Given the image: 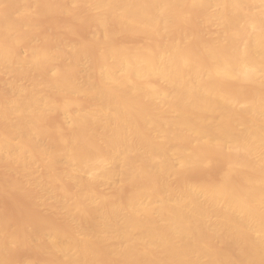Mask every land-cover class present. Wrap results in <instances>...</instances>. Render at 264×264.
I'll use <instances>...</instances> for the list:
<instances>
[{"label":"bare ground","instance_id":"1","mask_svg":"<svg viewBox=\"0 0 264 264\" xmlns=\"http://www.w3.org/2000/svg\"><path fill=\"white\" fill-rule=\"evenodd\" d=\"M59 14L94 33L34 44ZM193 19L216 34L168 39ZM8 73L32 85L0 87V167L23 177L1 175L0 192L61 222L1 213L0 264H264V0H0ZM214 163L218 178L189 179ZM15 247L53 259L14 263Z\"/></svg>","mask_w":264,"mask_h":264},{"label":"rangeland","instance_id":"2","mask_svg":"<svg viewBox=\"0 0 264 264\" xmlns=\"http://www.w3.org/2000/svg\"><path fill=\"white\" fill-rule=\"evenodd\" d=\"M62 18H60L61 17V14H59V15H57V18H56V15H54L53 17H55L54 19H53V17H51V19L49 20V22H45L44 21V25L42 24L41 26H40V28L35 32V35H33L32 36V42L34 43V44H41V43H43V38L46 36L47 37V40H48V38H49V40L50 41H45V43L47 42V46H48V48H50V47H52L53 45H51L52 44V42L51 41H54V42H56L58 39H59V41H61L62 39L63 40H67L68 41V43H79V42H83V40H82V38L84 37L86 40L88 39V38H86V36L87 37H89V35H91L92 33H94V30L86 23V24H84L85 22H83L82 21V24H79V23H81V22H79V20H78V23L77 22H75V21H67L66 19H68L69 18V16L68 17H66L65 15H63L62 14ZM199 17V16H198ZM65 18V19H64ZM71 18V17H70ZM56 19V20H55ZM196 19H198L199 20V18H196ZM200 19H201V17H200ZM60 20H61V22H62V26H66L69 22V24H72V25H70V27H73L74 29H72L71 28V31H72V33L70 32H68V30H62V28L60 27V30H58V28H56V30H55V28H53L54 26H55V24H54V22H57L58 24L60 23ZM62 20H66L67 21V24L66 23H64V22H66V21H62ZM68 20H72V19H68ZM76 20V19H75ZM50 21H51V23H50ZM54 21V22H53ZM77 21V20H76ZM204 21V20H203ZM52 22H53V24H54V26L52 25ZM202 22V20H200V23ZM205 22V21H204ZM187 23V22H186ZM198 21H194V19L191 21V22H188V24L186 25H181V26H179L172 34H170L169 36H168V39L170 40V39H174V38H176V37H178L179 38V36L181 37L182 35H184V33L185 34H187L188 33V35L189 36H193V34H194V36H195V34H196V39L198 38V40L200 41V39H199V37L201 38V36H199V35H201V32L202 31H205V32H203L204 33V35L206 34H208L207 36H213L214 34H216V32H217V26L216 25H212V24H210V26H209V24H208V26L206 27V22H205V24H204V26H203V24L201 25ZM61 24V23H60ZM65 24V25H64ZM82 25V26H81ZM85 25V26H84ZM200 25V26H199ZM53 26V27H52ZM68 26V25H67ZM52 27V29H50ZM86 27H87V29H86ZM54 30V31H53ZM58 30V31H57ZM89 31H90V33H89ZM200 31V32H199ZM67 32V33H66ZM190 32V33H189ZM192 33V34H191ZM197 33L199 34V35H197ZM68 34H70V35H68ZM87 34H89V35H87ZM191 34V35H190ZM203 35V36H204ZM52 36V37H51ZM74 38H73V37ZM193 36V39L195 40V42H196V39H195V37ZM199 36V37H198ZM209 36V37H210ZM45 37V38H46ZM55 37V38H54ZM71 37V38H70ZM81 37V38H80ZM206 36H204L203 38H205ZM209 37H206V39L207 38H209ZM44 38V39H45ZM73 38V39H72ZM83 38V39H84ZM137 38V39H136ZM142 38V37H141ZM139 36H137V37H129V38H127L128 39V41L125 39V38H123L125 41H127V43H131L132 42V44L133 43H135V44H137V43H139V44H142V43H147L148 41H146L147 39L145 38V37H143L142 39H144L143 41H142V39H141ZM51 39H53V40H51ZM57 39V40H56ZM71 39V40H70ZM78 39H79V42H78ZM81 39V40H80ZM123 39H118L117 38V40H123ZM140 39V40H139ZM205 39V40H206ZM76 40V41H75ZM86 40H84V41H86ZM59 41H58V43H59ZM67 41H66V44H68L67 43ZM70 41H72V42H70ZM146 41V42H145ZM192 41V40H191ZM202 41V40H201ZM37 42V43H36ZM53 42V43H54ZM142 42V43H141ZM194 42V41H193ZM192 42V43H193ZM28 43H30V41H28V42H26V43H24V44H22V47H21V53L24 55L25 54V50L26 49H28L29 48V45H28ZM51 43V44H50ZM57 43V42H56ZM56 43H55V45L54 46H57L56 45ZM61 43V42H60ZM62 44H65L64 43V41H62ZM139 44H137V45H139ZM51 45V46H50ZM89 52V51H88ZM87 52V55L89 54ZM90 56L91 55H89V57H85V58H82L81 59V61L79 62V64H80V66L78 65V69H77V71H76V74H74L73 73V75H74V79H75V81H77V83L78 84H81L82 83V85H84L85 83H86V77H87V75H88V73H89V70L88 69H90V63L91 62H88V61H91V59H90ZM92 57V56H91ZM64 58H62L61 59V62H63V61H66V63H70L71 62V59L69 60V59H67V60H63ZM84 60V61H83ZM86 61V62H85ZM58 64H59V62H58ZM88 70V71H87ZM84 74H86V75H84ZM1 75V74H0ZM3 75L4 74H2V79H1V77H0V87H1V89H3L4 87H5V89L4 90H6V87H9L10 86V83H12V82H16V83H19V84H22V82H23V85H27V86H31L32 85V82L30 81V80H26V79H23V78H20V76H14L15 74H10L9 75V73L8 74H5L4 75V77H3ZM9 75V76H8ZM84 76V77H83ZM13 77V78H12ZM85 78V79H83V78ZM11 78V79H10ZM85 80V81H84ZM10 81V82H9ZM83 81V82H82ZM81 82V83H80ZM43 84V87L47 84L46 82H42ZM5 84V85H4ZM1 85H3V88H2V86ZM4 90H1L2 91V93H3V91ZM1 91H0V95L2 94L1 93ZM87 104V105H86ZM86 104H84V106L85 107H89L91 104H90V102H88V103H86ZM51 116V117H50ZM49 117L50 118H47V119H45L46 120V122H47V124H45V125H49L50 126V122H54L53 124H51V126L49 127L50 129L52 128V131H54V128H55V126H56V128H60V126H61V128L59 129V130H55V132H52L53 133V135H55V133H56V135L55 136H57V139L56 140H58L60 137H62L60 134H59V131H60V133H62V129H63V133H64V135L63 136H66L65 135V133H66V127H64V121L58 116V115H56L55 114V116L53 117V115H50ZM57 119H59V120H57ZM62 120V121H61ZM49 122V123H48ZM60 122H62L63 123V125H61L62 123H60ZM44 123H45V121H44ZM59 123V124H58ZM55 125V126H54ZM60 125V126H59ZM58 126V127H57ZM55 128V129H56ZM64 130H65V132H64ZM57 132H58V134L59 135H57ZM67 132H68V130H67ZM52 133H51V135L49 134V132H48V135H50V136H48V137H50V140H47L45 137L43 138V139H46L45 141H44V143H46L47 144V141H51L52 139H55V137H53L52 136ZM62 133V134H63ZM46 136V135H45ZM60 136V137H59ZM51 137H53V138H51ZM59 137V138H58ZM49 139V138H48ZM43 141V140H42ZM48 142V143H49ZM216 163V162H215ZM214 163V165H216V166H214V165H212V164H210L209 166H206L207 168L205 169V167L203 168V169H201L202 171H199V172H196V170H193V172L192 171H190V172H188L187 173V175L189 174V176H192L191 178H189V176H188V178L189 179H191V180H195L194 178V176H195V174H197L196 175V180H198L199 178L200 179H206V178H208V179H216V178H218L219 177V175L221 174L220 173V171H222L221 169H222V167H221V169H220V171H219V164L217 163V164H215ZM0 164H3L2 162H0ZM7 165V164H6ZM2 166V165H1ZM8 166V165H7ZM7 166H4V167H7ZM37 167V168H41L42 166H39V164L37 165V163H36V165L34 164V167ZM34 167H33V169H34ZM216 167V168H215ZM218 167V168H217ZM0 168H2V171L3 170H5V173L4 172H2L3 174H0V178L2 177L1 175H3V177H2V179L1 180H3V181H1V182H4L6 179V181L5 182H10L9 180L11 179V180H13V181H15V179H17V181H20V179L19 178H15V179H12V177H20L21 176V178H23L22 177V174H18V172H15V174H14V172L12 171V172H10L9 170H12V169H10V167L8 166L6 169L4 168L3 169V167H0ZM37 168H35L36 169V171H31V173L33 172V176H32V178H37L38 176L39 177H41V175L42 174H44V171H43V173L41 174V172H42V170H39V169H37ZM34 169V170H35ZM43 169V168H42ZM205 169V170H204ZM217 169V170H216ZM1 170V169H0ZM44 170V169H43ZM200 170V169H199ZM198 171V170H197ZM218 171V172H217ZM1 172V171H0ZM9 173V175H10V173H12L13 175H15V176H12V175H10V178H9V176H7V177H5L6 175H8L7 173ZM35 172H37L36 174H35ZM196 172V173H195ZM200 172H201V175H199L200 174ZM191 173V174H190ZM218 173H220L218 176L216 175V174H218ZM17 174V175H16ZM37 175V176H36ZM214 176V177H213ZM5 177V178H4ZM38 177V178H39ZM203 177V178H202ZM211 177V178H210ZM9 178V179H8ZM198 178V179H197ZM5 179V180H4ZM19 179V180H18ZM199 179V180H200ZM21 181H23L22 179H21ZM0 182V183H1ZM108 185V184H107ZM1 186V185H0ZM104 186H106V185H104ZM107 187V186H106ZM106 187H103V185H102V188L101 189H104V188H106ZM126 187H128L127 185L125 186V188ZM108 188V187H107ZM106 188V189H107ZM121 189L120 190H122V187H120ZM124 187H123V190L125 191H128L127 189L129 188H127V189H125ZM106 189H104V190H106ZM110 189V190H109ZM3 190V189H2ZM107 190H109V191H111V188L109 187ZM119 190V191H120ZM122 190V192H124ZM0 191H1V187H0ZM6 191V189L3 191V192H0V214L1 213H3V214H1V215H3L5 218H6V216H8V218L10 219V220H12V222L13 223H11V224H15V223H17L18 222V220H19V217H20V219L22 220V219H24V218H26L25 220L26 221H31V219H37L38 218V216H40L38 219V222L41 220V219H45V221L46 220H49V223L51 222V221H56V222H54L55 224H58L57 223V221H59V218H57V217H51V214L53 213H51V212H49L50 213V216H49V214H47L46 213V211H50V210H47V206H46V211H45V215H44V212H43V209H44V207L43 208H40V209H38V207H35V208H37V209H35V210H32L34 207H32L33 206V204H35L34 202H33V204H32V202L31 203H29V199H31V198H29L30 196L24 191V194H26V196L23 194V195H21V193H23L22 191L23 190H19L20 191V193H18L19 191L18 190H16V191H14V190H10V191H12V192H10L9 190V192L11 193H9L8 192V194H7V191ZM6 194H5V193ZM19 194L18 196H16L15 194ZM1 193H4L3 195L1 194ZM125 193V192H124ZM13 194V195H12ZM21 195V196H20ZM31 201H32V199H31ZM30 204H32V205H30ZM36 206V205H35ZM25 207V209H23ZM29 207V208H28ZM40 207V206H39ZM49 209H51L50 207H49ZM42 210V211H41ZM30 212V213H29ZM39 212V213H38ZM41 212V213H40ZM25 213H27L25 216H24V214ZM40 214V215H39ZM23 215V216H22ZM43 215V216H42ZM22 216V217H21ZM28 216V217H27ZM52 216H54V215H52ZM32 217H34V218H32ZM43 217V218H42ZM29 218V219H28ZM31 218V219H30ZM41 218V219H40ZM58 220H57V219ZM7 219V218H6ZM18 219V220H17ZM20 220V221H21ZM14 221H15V223H14ZM19 221V222H20ZM33 222V224H36L35 222H34V220H32ZM36 221V220H35ZM42 221V220H41ZM18 222V223H19ZM48 222V221H47ZM52 222V223H53ZM59 222H61V221H59ZM28 223V226H30V224L29 223H31V222H27ZM32 223H31V226H32ZM27 227V226H26ZM27 228H29V227H27ZM211 246L212 247H216V245H213V244H211ZM28 248V247H27ZM27 248L25 247H23V248H16L15 247V249L14 248H11V250L8 252V255H9V258H10V260L12 259V260H14L13 262L15 263V261H18V259L20 260V263H22L23 261H25V259H27V258H30L31 257V259L32 258H34V260L36 261V262H41L42 260L44 261V259L45 258H43V256L45 257V254L43 255V254H41L40 252H42L41 250L40 251H38L39 249L38 248H36V247H31V249L29 248V250H27ZM32 248L34 249V250H32ZM12 249H14V250H12ZM38 249V250H37ZM36 250V251H35ZM11 252V253H10ZM43 253V252H42ZM11 255H12V258H11ZM43 255V256H42ZM39 256V257H38ZM51 256H49V257H47L48 258V260H50V259H53V257H51ZM46 258V259H47ZM23 261H22V260ZM45 259V260H46ZM28 260H30V259H28ZM33 260V259H32ZM31 260V261H32ZM33 260V261H34ZM41 260V261H40ZM105 260V259H104ZM34 261V262H35ZM51 261V260H50ZM105 262V261H104ZM103 262V264H105ZM17 264H19V261L18 262H16Z\"/></svg>","mask_w":264,"mask_h":264}]
</instances>
